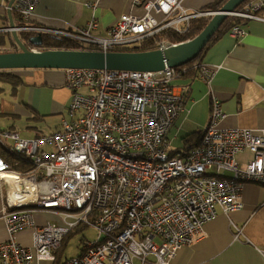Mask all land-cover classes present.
Here are the masks:
<instances>
[{"label":"built area","instance_id":"2783aa9c","mask_svg":"<svg viewBox=\"0 0 264 264\" xmlns=\"http://www.w3.org/2000/svg\"><path fill=\"white\" fill-rule=\"evenodd\" d=\"M11 1L0 0L1 7L18 22L0 33L66 37L103 52L139 50L166 30L184 33L190 20L214 13L186 9L184 0H132V11L99 38L93 35L94 16L85 28L65 33L30 24L39 0H14L9 6ZM263 7L264 0H253L231 17L257 20ZM228 34L238 39L244 31L237 25ZM157 45L169 46L162 38ZM177 70H65L71 101L61 130L31 139L0 131V146L33 166L24 175L0 156V179L14 176L23 200H10L7 183L1 219L8 239L0 243V264L54 263L66 237L80 227L91 228L96 238L83 241L80 255L61 264H172L219 211L242 209L245 184L264 186V130L221 128L217 99L199 145L172 154L167 135L183 112L182 94L170 85ZM213 74L200 66L202 82L209 84ZM245 152L250 156L240 165L237 157ZM38 214L53 215L62 225L39 224ZM23 230L31 231L29 247L17 240Z\"/></svg>","mask_w":264,"mask_h":264},{"label":"crops","instance_id":"0c3cea01","mask_svg":"<svg viewBox=\"0 0 264 264\" xmlns=\"http://www.w3.org/2000/svg\"><path fill=\"white\" fill-rule=\"evenodd\" d=\"M131 2L39 0L30 24L75 33L94 16L98 28L93 35L103 38L120 15L132 11ZM210 2L184 0L183 6L199 10ZM90 4L95 5L94 9ZM256 17L257 20H242L239 24L244 31L242 37L236 39L227 33L205 51L200 63L214 71L209 84L201 81L199 72L178 68L170 85L182 94L183 112L167 135L172 153H186L199 143L213 99L222 106L221 128L264 130V7ZM12 20L15 24V16ZM8 27V14L0 3V30ZM14 72L21 78V84L13 89L0 83V131H13L20 138L31 139L61 130L62 120L69 119L71 101L65 87V70ZM188 140L191 142L186 145ZM249 156L247 152L240 154L237 157L240 165ZM7 187L6 180L0 179V243L8 239L1 219ZM242 203V209L235 213L225 215L219 211L215 219L203 226L194 243L177 252L172 264H264V186L245 184ZM44 215H36L39 224L45 223ZM17 240L26 246L31 241V231L19 232ZM133 264L141 263L134 260Z\"/></svg>","mask_w":264,"mask_h":264},{"label":"water","instance_id":"95a60500","mask_svg":"<svg viewBox=\"0 0 264 264\" xmlns=\"http://www.w3.org/2000/svg\"><path fill=\"white\" fill-rule=\"evenodd\" d=\"M244 1L228 0L211 15L208 24L193 39L148 51L39 50L37 48L41 47L43 42L41 35L29 37L28 47L12 31L10 35L17 50L0 53V71L94 69L152 73L161 72L166 68H179L200 55L224 20ZM7 14L8 28H14L11 12L7 11Z\"/></svg>","mask_w":264,"mask_h":264},{"label":"trees","instance_id":"16d2710c","mask_svg":"<svg viewBox=\"0 0 264 264\" xmlns=\"http://www.w3.org/2000/svg\"><path fill=\"white\" fill-rule=\"evenodd\" d=\"M228 0H211L209 4L204 6L203 8L199 9L204 12H217L224 3H226ZM253 0H245L239 7L236 8L235 11H240L242 6L245 3L252 2ZM234 11V12H235ZM12 17L15 15L11 13ZM211 17H200L190 20V22L187 25V29L184 33L178 34L176 32H173L171 30H166L162 32L158 37H155L153 39H150L147 43H143L142 48L139 49L140 51H148V50H155L158 49V40L162 38L166 41L167 44L173 45L178 44L180 42H185L188 40L193 39L196 37L208 24ZM16 23L18 20L15 17ZM242 23V19L235 18V17H227L224 22L219 27L218 31L214 35V37L211 39V41L208 43L206 48L200 53L198 57H196L191 62L187 63L186 65L182 67L188 66L189 69L192 72H199V68L201 66V60L203 58V55L205 51L208 49V47L218 38L221 36H224L227 34L231 29H233L235 26ZM30 37L27 33H22L19 35L20 40L28 41V38ZM30 47V45H26ZM34 48V47H32ZM39 50H93V48L90 47H84L77 42L68 39L66 37H56V36H43V42L42 46L38 47ZM17 50V47L15 46L13 39L11 38L10 33L8 32H1L0 33V53H7V52H14ZM135 49H123L121 51H134ZM17 71V70H16ZM0 83L7 84L11 86L13 89L22 83L21 78L15 74L14 71H0ZM201 140V138H200ZM191 141H187L186 145H188ZM200 143V141H199ZM199 143L195 146L197 147ZM193 147V148H195ZM191 148V149H193ZM180 153V152H179ZM174 154V153H172ZM178 154V153H177ZM0 156L12 167V169L16 172H20L22 174H27L30 171L33 170L32 164L20 155H10L3 147L0 146ZM73 233V232H72ZM70 233L69 235H71ZM68 235V236H69ZM67 236V237H68ZM66 237V238H67ZM62 250V249H61ZM61 253V251H58L56 254V259L54 261L55 264H60V261L58 262V255Z\"/></svg>","mask_w":264,"mask_h":264},{"label":"rangeland","instance_id":"374dc122","mask_svg":"<svg viewBox=\"0 0 264 264\" xmlns=\"http://www.w3.org/2000/svg\"><path fill=\"white\" fill-rule=\"evenodd\" d=\"M135 13L140 14L136 11ZM7 144L10 145V142H8ZM222 174L226 175L227 173H222ZM44 216L46 217L45 223L62 225V222L57 217H54L53 215H50V214L44 215ZM67 221L70 222L72 221V219H67ZM95 238H96V233L91 228L80 227L79 229L75 230L71 235H69L64 240L61 253H59L58 255L59 257L58 262L60 261V264H61V262H63L66 258L78 257L81 253L83 241L85 240L93 241ZM25 245L31 246V241ZM39 264H55V263L48 262V261H41Z\"/></svg>","mask_w":264,"mask_h":264},{"label":"bare ground","instance_id":"6f19581e","mask_svg":"<svg viewBox=\"0 0 264 264\" xmlns=\"http://www.w3.org/2000/svg\"><path fill=\"white\" fill-rule=\"evenodd\" d=\"M6 182L10 185L9 187V197H10V200H14L15 202L17 203H20L22 202V195L17 192V180L15 179L14 176L10 175V176H7L6 178ZM27 185L29 187L30 190H32V185L27 182ZM29 194H27L26 196H28Z\"/></svg>","mask_w":264,"mask_h":264}]
</instances>
